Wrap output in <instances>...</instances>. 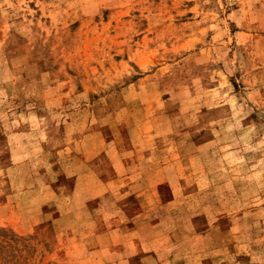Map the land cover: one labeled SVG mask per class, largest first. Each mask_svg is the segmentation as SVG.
Returning a JSON list of instances; mask_svg holds the SVG:
<instances>
[{
	"label": "rangeland",
	"instance_id": "rangeland-1",
	"mask_svg": "<svg viewBox=\"0 0 264 264\" xmlns=\"http://www.w3.org/2000/svg\"><path fill=\"white\" fill-rule=\"evenodd\" d=\"M0 264H264V0H0Z\"/></svg>",
	"mask_w": 264,
	"mask_h": 264
}]
</instances>
